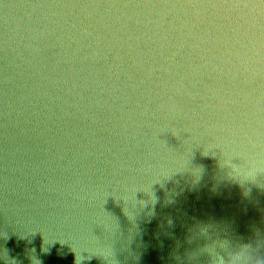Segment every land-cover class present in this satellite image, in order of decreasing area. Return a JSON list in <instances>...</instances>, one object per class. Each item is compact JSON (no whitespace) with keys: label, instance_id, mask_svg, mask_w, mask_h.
Returning <instances> with one entry per match:
<instances>
[{"label":"water","instance_id":"water-1","mask_svg":"<svg viewBox=\"0 0 264 264\" xmlns=\"http://www.w3.org/2000/svg\"><path fill=\"white\" fill-rule=\"evenodd\" d=\"M0 264H264V0H0Z\"/></svg>","mask_w":264,"mask_h":264}]
</instances>
